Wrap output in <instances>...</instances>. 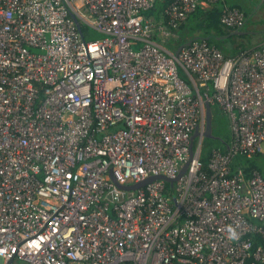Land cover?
<instances>
[{
    "label": "built area",
    "instance_id": "built-area-1",
    "mask_svg": "<svg viewBox=\"0 0 264 264\" xmlns=\"http://www.w3.org/2000/svg\"><path fill=\"white\" fill-rule=\"evenodd\" d=\"M221 2L0 0V264H264V177L232 167L264 152V43L155 36ZM206 103L232 129L207 168Z\"/></svg>",
    "mask_w": 264,
    "mask_h": 264
},
{
    "label": "trees",
    "instance_id": "trees-1",
    "mask_svg": "<svg viewBox=\"0 0 264 264\" xmlns=\"http://www.w3.org/2000/svg\"><path fill=\"white\" fill-rule=\"evenodd\" d=\"M224 3L225 2H221L209 8H199L197 9V11L192 13L187 18V20L177 29L179 35L177 37L176 43L172 46L174 50H172L171 47L169 49L172 50L173 52H176L181 46H184L191 40H195V39L207 40L209 44L215 45L216 47L220 48L226 56L235 55L240 51L246 49L247 47L242 44L240 45L241 49H232L231 44H229L231 43V37L234 36L231 32L236 29L233 28L227 29L221 23V14ZM164 5L166 6V3H164ZM156 9H160L157 4L153 9L150 10H156ZM82 30H85V28H83ZM236 50L239 51L236 52ZM211 108L213 115L216 112H218L217 110H219V106L217 103L211 104ZM214 120L215 117H213V123ZM216 149L222 151L227 150V149L223 150L221 148H216ZM212 150L213 148L206 150L202 153V160L204 162L205 168L208 167V162H209L208 160L211 156ZM254 156L252 158H247V167L243 169L247 174V176H250L252 171L258 170L262 173L264 177V161H262L264 160L263 158L264 153L261 152ZM232 167L235 168L233 165Z\"/></svg>",
    "mask_w": 264,
    "mask_h": 264
},
{
    "label": "crops",
    "instance_id": "crops-1",
    "mask_svg": "<svg viewBox=\"0 0 264 264\" xmlns=\"http://www.w3.org/2000/svg\"><path fill=\"white\" fill-rule=\"evenodd\" d=\"M249 1L252 2V0H249ZM255 1L256 2H258V1L264 2V0H255ZM224 2H225L224 4H226L228 6L237 7L239 9H241L247 15V18L245 15L244 25L242 27H240L239 29L233 30L231 32L234 35L233 37H231V43H229V44H231V48L232 49H241L240 48L241 44L245 45L247 48H252V47H256V46H259L260 44L264 43V13H263L264 11H262L264 9V6H262L261 10H258L257 8L254 7L256 4L253 6V2H252V4H248V7H251V10L247 11V10H245V8H243L244 6H242L243 0H231V3L228 0H224ZM243 4H245V3H243ZM261 4H263V3H261ZM249 22H251L250 25H248ZM226 28L228 29V27H226ZM177 37H178V35H177ZM238 51L239 50H236V52H238ZM218 106H219V110H217V111L222 112L229 117V115L223 110V108L219 104H218ZM212 116L215 117V114L213 115V112H212ZM230 128H231V120H230ZM212 129H213V127H212ZM231 140H232V129H231V136L229 137V139L222 141L221 142L222 145L218 146L216 148H221L223 150L228 149V145L230 144ZM195 142H197L196 138H195ZM202 147H203V142H202ZM216 148L215 149L213 148V150H219ZM213 150H212V152H213ZM203 152L204 151L202 149V153ZM223 152H225V151H223ZM211 155H212V153H211ZM210 158H211V156H210ZM210 158H209V160H210ZM247 158H252V157H246L244 155H237L232 162V165L235 167L233 169L246 168L247 167Z\"/></svg>",
    "mask_w": 264,
    "mask_h": 264
},
{
    "label": "rangeland",
    "instance_id": "rangeland-1",
    "mask_svg": "<svg viewBox=\"0 0 264 264\" xmlns=\"http://www.w3.org/2000/svg\"><path fill=\"white\" fill-rule=\"evenodd\" d=\"M228 1L231 3V0H228ZM252 2H253V6L256 4L254 7L257 8L258 10H261L262 6H264V2H262V1L256 2L255 0H252ZM252 2L249 0H243V2H242V6H244L243 8H245V10H247V11L251 10V7H248V4H252ZM243 3H245L246 5ZM261 3H263V4H261ZM156 4L159 6L160 9L144 11L143 12L144 15H147V16L150 15L151 17H154V18L157 17L160 20L162 19L163 21H165V17L162 15V12H163L164 7H165L164 3L157 2ZM161 7H163V8H161ZM262 11H264V9ZM250 24H251V22L248 23V25H250ZM173 33L179 35V33L176 29V30L170 31V34L166 37L162 38V36H160L159 33H156L155 36L157 37L158 41H160L162 43V45L164 47H166V48L171 47V49L174 50V48L172 46L176 43L177 37H174L172 35ZM91 36L93 38H96V37L101 38L103 36V34L96 32V31H92ZM135 48L137 49L138 47H135ZM210 91L212 93L213 88H211ZM230 136H231V128H230L229 117L222 112H219V111L216 112L215 113V120L213 123L212 134L211 135H205L203 137V147H202L203 151L221 146L222 145L221 142L224 140H228ZM198 140H199V137L197 136L196 141L198 142ZM263 149H264V144H263ZM262 161H264V160H262Z\"/></svg>",
    "mask_w": 264,
    "mask_h": 264
},
{
    "label": "water",
    "instance_id": "water-1",
    "mask_svg": "<svg viewBox=\"0 0 264 264\" xmlns=\"http://www.w3.org/2000/svg\"><path fill=\"white\" fill-rule=\"evenodd\" d=\"M192 41V40H191ZM190 41V42H191ZM189 43V42H188ZM187 43V44H188ZM182 47V46H181ZM180 47V48H181ZM180 48L177 50V53H179V51H180ZM188 82V81H187ZM188 84H190L189 82H188ZM194 92H196L195 90H194ZM212 127H213V116H212V109H211V104L210 103H206V129H205V132H204V136L205 135H211L212 134ZM199 131H196L194 134H193V136H192V141H194V139L197 137V136H199ZM191 151H193V144L191 145ZM186 168H187V164L184 166V168L182 169V171H181V173L179 174V176L177 177V179L185 172V170H186ZM156 177L154 176V177H150V178H148L145 182H141V183H139V184H134V185H132V186H123V188L124 189H135V188H138V187H140L141 185H143L144 183H146V182H150V181H152V180H154ZM163 178H166V179H168L170 182H173L174 180L173 179H169V178H167V177H163ZM176 180V179H175Z\"/></svg>",
    "mask_w": 264,
    "mask_h": 264
},
{
    "label": "clouds",
    "instance_id": "clouds-1",
    "mask_svg": "<svg viewBox=\"0 0 264 264\" xmlns=\"http://www.w3.org/2000/svg\"><path fill=\"white\" fill-rule=\"evenodd\" d=\"M229 232L231 233V237L230 238H234L235 237L234 229L229 228Z\"/></svg>",
    "mask_w": 264,
    "mask_h": 264
}]
</instances>
